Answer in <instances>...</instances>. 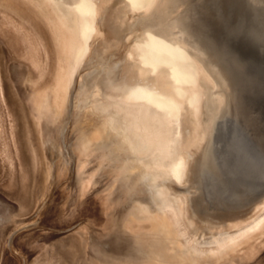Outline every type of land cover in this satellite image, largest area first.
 Returning <instances> with one entry per match:
<instances>
[{"label":"rangeland","instance_id":"obj_1","mask_svg":"<svg viewBox=\"0 0 264 264\" xmlns=\"http://www.w3.org/2000/svg\"><path fill=\"white\" fill-rule=\"evenodd\" d=\"M238 1L205 0V8L200 6L210 24L202 39L238 80L234 131L220 143L191 144L190 181L186 187L172 184L173 192L187 196L186 227L201 242L235 232L264 213V4L241 0L247 6L238 11ZM100 7L103 36L95 40L93 59L81 67L66 104L52 92L65 66L53 18L31 0H0V264H264L263 233L222 261L193 260L183 253L185 239L155 232L138 210L143 205L158 212L137 178L140 164L115 134H105L98 122L103 117L78 93L96 86L88 73L101 72L106 80L118 65L117 83L125 76L137 80L129 55L142 30L135 22L140 14L127 0H103ZM244 78L250 89L243 93ZM39 88L49 94L41 121Z\"/></svg>","mask_w":264,"mask_h":264},{"label":"bare ground","instance_id":"obj_2","mask_svg":"<svg viewBox=\"0 0 264 264\" xmlns=\"http://www.w3.org/2000/svg\"><path fill=\"white\" fill-rule=\"evenodd\" d=\"M101 1L103 0H31L43 14L53 18L55 40L57 46L63 48L65 66L58 85L52 92L56 100L62 98L66 104L81 67L87 60L93 59L95 40L103 36L99 27ZM127 1L132 10L140 14L135 25L142 29L136 37L134 50L129 55L137 80L125 76L117 83L114 77L119 65H114L113 77L109 73L106 80L100 77V71L98 74L88 73L87 76L97 80L96 86L90 85L89 89H85L86 85L81 92L78 91L80 92L78 95L84 96V104L90 100L91 109L97 112L99 117H103L98 122L104 124L105 134H115L114 137L119 141L121 148L131 152L129 154H132L133 160L140 164L138 167L139 170L141 168L139 172L141 176L137 178L145 183L152 205L157 207L158 212L154 214L152 206L143 207V205L138 210H141L146 220L152 222L156 230L152 229V231L160 230V233L174 234L178 238L185 239L187 245L182 252L193 260L220 259L230 252L234 254L236 250L240 251L238 247L242 244H248L254 235L263 233L262 237L264 236V213L255 220L239 226L240 228L235 232H224L219 234L220 236L213 237L212 240L201 242L193 239L186 227L189 214L187 196L176 194L172 186L175 182L186 187V183L190 181L188 147L206 140L209 143L222 142L227 133H233L237 116L233 103L237 99L238 80L215 58L211 42L202 39V34L207 33L210 26L200 10L201 5L205 8V0ZM246 2H249L250 6L252 3L264 4V0H246ZM246 2L243 1L244 6L245 4L247 6ZM243 3L241 0L238 1V11L243 9ZM97 56L100 57L99 54ZM102 84L106 90L103 89ZM249 84L250 79L244 78L241 84L243 93L250 89ZM48 97V90L44 92L41 90L40 93L38 90L37 105L40 121L44 116ZM63 105L61 104V107ZM89 105L86 106L88 109H90ZM88 109L86 111H89ZM86 113L83 114L86 116ZM100 120H104L103 123ZM188 124L191 125L190 130ZM98 133L102 134V132ZM92 142V139L86 140L89 146L94 143ZM123 154L127 155L125 152ZM210 155L206 156L207 159ZM125 162L127 161H124V164ZM204 175L206 176L205 170ZM141 227L143 228V225ZM166 242L165 246L168 245ZM244 245L242 247H245ZM167 248L169 249L170 246L168 245ZM180 261L178 260L179 263ZM159 263L162 264L160 261Z\"/></svg>","mask_w":264,"mask_h":264}]
</instances>
